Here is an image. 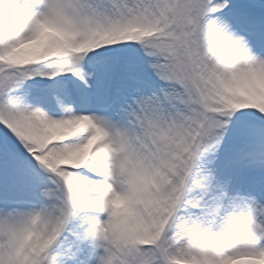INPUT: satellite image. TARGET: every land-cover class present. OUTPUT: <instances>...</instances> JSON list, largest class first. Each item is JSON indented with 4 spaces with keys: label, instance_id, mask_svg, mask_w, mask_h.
Segmentation results:
<instances>
[{
    "label": "snow or ice",
    "instance_id": "6c2138e0",
    "mask_svg": "<svg viewBox=\"0 0 264 264\" xmlns=\"http://www.w3.org/2000/svg\"><path fill=\"white\" fill-rule=\"evenodd\" d=\"M0 264H264V0H0Z\"/></svg>",
    "mask_w": 264,
    "mask_h": 264
}]
</instances>
